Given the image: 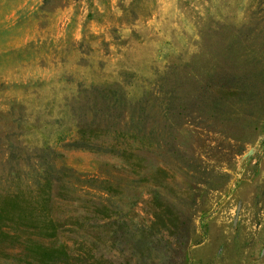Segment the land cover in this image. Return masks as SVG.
I'll use <instances>...</instances> for the list:
<instances>
[{"label": "rangeland", "instance_id": "374dc122", "mask_svg": "<svg viewBox=\"0 0 264 264\" xmlns=\"http://www.w3.org/2000/svg\"><path fill=\"white\" fill-rule=\"evenodd\" d=\"M255 23L264 32V0H0V195L32 198L52 180L60 217L56 239L30 229L28 236L71 254L87 237L96 256L121 264H264V112L235 137L225 113L213 130L178 129V147L193 164L168 156L161 188L190 219L186 240L146 232L156 230L148 203L161 182L154 168L143 178L136 160L72 146L85 91L118 89L138 102L172 67L179 76L211 70L208 49L234 41L238 48L237 31ZM99 204L117 215L97 214ZM1 241L0 264H41Z\"/></svg>", "mask_w": 264, "mask_h": 264}, {"label": "trees", "instance_id": "16d2710c", "mask_svg": "<svg viewBox=\"0 0 264 264\" xmlns=\"http://www.w3.org/2000/svg\"><path fill=\"white\" fill-rule=\"evenodd\" d=\"M258 24L237 31L233 39H239L238 48L234 47L235 41L212 45L207 52L214 60L211 70L179 76L178 69L172 67L158 85V91L138 102H129L122 91L112 88H92L85 91L87 96L78 102L79 107L75 109L78 111H74L78 124L77 136L72 142L74 148L116 155L130 165L136 160L135 173L143 178L148 168L155 169L151 177L161 182L151 191L148 202L152 210L150 224L156 229L152 230L154 236L146 230L155 239L164 233L168 238L186 240L188 237L189 217L173 199L165 197L164 187L161 188L169 175L165 161L168 156L190 166L193 164L178 147V129L187 123H197L213 130L217 127L214 121H221L218 113H225L229 114L225 120L231 124L228 133L235 137L239 129L248 126L246 124L256 126L264 112V32L254 31ZM142 153L161 157L163 165L154 166ZM53 186L52 180H46L41 193L32 198L0 195V247L1 237L11 239L23 248L20 254L39 256L41 264H121L115 263L112 257L96 256L94 249L86 245L87 237H82L77 253L71 254L64 244L44 245L28 236L30 229L38 237L56 239L60 217L53 213L50 204ZM61 192L66 191L61 188ZM99 205L95 207L96 213L104 218L117 215L114 205ZM8 228L16 233L10 235ZM21 232L27 236L23 237ZM88 236L97 239L94 231ZM46 258L47 262H43ZM151 264L157 263L152 260Z\"/></svg>", "mask_w": 264, "mask_h": 264}]
</instances>
